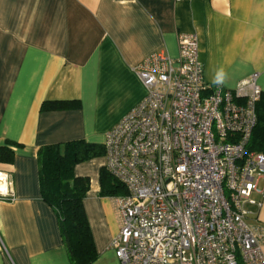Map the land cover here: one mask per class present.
<instances>
[{
    "label": "crops",
    "instance_id": "0c3cea01",
    "mask_svg": "<svg viewBox=\"0 0 264 264\" xmlns=\"http://www.w3.org/2000/svg\"><path fill=\"white\" fill-rule=\"evenodd\" d=\"M195 34L203 81L232 89L251 74L264 94V0H0V147L13 151V202L0 200V264H70L54 211L41 200L37 151L74 140L103 144L144 97L134 67L177 36ZM79 108L40 110L44 102ZM103 158L76 165L89 179L83 207L98 254L119 264L114 197L101 196ZM250 221L264 226V196ZM251 210L253 208H250Z\"/></svg>",
    "mask_w": 264,
    "mask_h": 264
},
{
    "label": "built area",
    "instance_id": "2783aa9c",
    "mask_svg": "<svg viewBox=\"0 0 264 264\" xmlns=\"http://www.w3.org/2000/svg\"><path fill=\"white\" fill-rule=\"evenodd\" d=\"M133 70L145 95L102 144L126 190L114 197L119 264H264V226L249 220L264 196V154L248 150L258 74L206 84L195 34L177 36L176 58L160 50ZM0 200H15L1 171Z\"/></svg>",
    "mask_w": 264,
    "mask_h": 264
},
{
    "label": "trees",
    "instance_id": "16d2710c",
    "mask_svg": "<svg viewBox=\"0 0 264 264\" xmlns=\"http://www.w3.org/2000/svg\"><path fill=\"white\" fill-rule=\"evenodd\" d=\"M78 101L44 102L40 110L79 108ZM8 145H13L8 143ZM0 147V163L11 164L13 151ZM248 150L264 154V94L256 104V123ZM103 145L74 140L43 146L37 151L38 183L41 200L54 211L58 228L70 264H93L98 258L83 207L89 189L87 177L74 175L76 165L103 157ZM101 196H124L126 190L103 167L98 173Z\"/></svg>",
    "mask_w": 264,
    "mask_h": 264
},
{
    "label": "rangeland",
    "instance_id": "374dc122",
    "mask_svg": "<svg viewBox=\"0 0 264 264\" xmlns=\"http://www.w3.org/2000/svg\"><path fill=\"white\" fill-rule=\"evenodd\" d=\"M98 158H103V166L105 165V157L103 156V157H98ZM98 158H94V159H98ZM94 159H92V160H94ZM91 161V160H90ZM87 162H89V161H87ZM85 163V162H84ZM82 164V163H81Z\"/></svg>",
    "mask_w": 264,
    "mask_h": 264
}]
</instances>
